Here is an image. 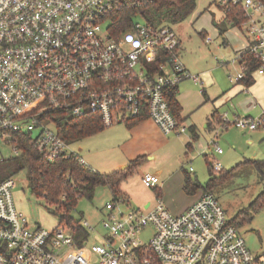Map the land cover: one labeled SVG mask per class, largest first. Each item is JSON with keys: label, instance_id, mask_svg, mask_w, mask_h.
<instances>
[{"label": "built area", "instance_id": "obj_1", "mask_svg": "<svg viewBox=\"0 0 264 264\" xmlns=\"http://www.w3.org/2000/svg\"><path fill=\"white\" fill-rule=\"evenodd\" d=\"M152 1L0 0V144H10L19 155L21 133L47 160L75 156L95 172L59 133L52 112L98 114L108 127L135 119L145 109L164 134L185 132L166 89L187 78L202 80L184 64L174 27L150 24L137 11L128 29L111 30L122 4L139 10ZM216 3L244 11L247 50L260 62L253 75L264 76V18L248 12L260 11L264 2ZM240 65L242 71L232 80L246 76L245 64ZM221 116L226 127H264V115L236 116L232 122ZM10 158L0 155V162ZM212 167L219 171L222 164L217 160ZM143 181L156 187L160 176L145 173ZM15 185L13 175L0 178V264H264V252L251 251L212 192L181 213L162 202L140 209L128 198L113 197L105 204L101 227L84 219L87 233L78 238L59 224L32 226L17 206ZM147 230L152 233L145 242L140 235Z\"/></svg>", "mask_w": 264, "mask_h": 264}, {"label": "rangeland", "instance_id": "obj_2", "mask_svg": "<svg viewBox=\"0 0 264 264\" xmlns=\"http://www.w3.org/2000/svg\"><path fill=\"white\" fill-rule=\"evenodd\" d=\"M248 12H254L255 16L262 14L264 18V8L260 11L250 9ZM223 19L224 11L216 0H198L193 14L186 21L173 26L182 36L183 62L191 74L198 75L202 80V83H196L192 78H187L179 83V91L185 92L183 112L189 117L187 125L190 122L196 124L199 135L197 139H194L193 132L188 127L184 133L169 136L148 130L149 136L146 137L144 131L132 132L124 123H116L69 143L73 150L101 173L114 170L116 167L113 164L117 161L127 165L133 158L142 159L141 154L155 155V159L145 155L141 165L145 167H140L141 173L132 172L122 184V188L129 193L131 204L141 209H144L141 197L151 200L153 204L157 202L153 187L144 183L142 173L161 168V181L166 174L171 175V188L167 195L169 205L172 208L182 207L188 196L183 184L185 175L188 173L193 180L205 184L210 178L209 162L218 160L222 169L213 171L214 175L220 178L227 173L228 176L216 182L211 192L219 199L228 219L237 226L251 251L263 253L264 201L260 202L258 199L264 192V127L251 131L240 129L232 123L226 127L222 125L221 115L229 122L234 121L238 115L255 118L262 115L264 100L260 99L259 93L264 92V82L257 79L249 88L239 83V91L233 94L235 96L231 100L223 104L218 101L224 92L231 91L232 86L238 83V80H232L242 71L237 53L248 45L247 33L239 26L226 22L227 30L221 32L217 23ZM136 20L143 21V18L138 16ZM204 90L210 98L206 102ZM214 109L218 113L214 114L209 128L205 122ZM250 137L254 142L249 141ZM148 138L155 142V145L151 143L152 149H149L150 143L146 145L145 139ZM188 142L191 143L190 147L187 146ZM217 147L222 148L223 152L218 153ZM0 150V155L11 158L16 156L10 144H0ZM138 155L141 156L137 157ZM13 176L16 179L13 192L17 206L27 216L30 224L47 229L56 227L58 217L51 212L43 197L31 191L27 171L23 169ZM175 179L182 181L179 190ZM204 192L206 191L203 190ZM111 199L110 188L99 186L91 199L82 197L79 200L75 215L80 217L81 222L87 219L96 228H100V221L106 212L105 204ZM95 231L97 234L96 229ZM151 233V230H147L140 236L147 242Z\"/></svg>", "mask_w": 264, "mask_h": 264}, {"label": "trees", "instance_id": "obj_3", "mask_svg": "<svg viewBox=\"0 0 264 264\" xmlns=\"http://www.w3.org/2000/svg\"><path fill=\"white\" fill-rule=\"evenodd\" d=\"M262 1L264 2V0ZM197 2L198 0H153L139 10L128 9L125 4H122L121 8L113 15L111 30L117 34L128 29L132 25V20L137 11L150 24L174 26L186 21L193 14L197 7ZM222 9L224 11V19L217 23L221 28V32L227 30V23L232 26L242 27L246 16L240 7L230 5L222 7ZM240 63L246 66V76L241 81L245 85L250 86L255 82L253 73L259 67L260 62L249 50H246L240 57ZM177 92L178 88L176 86L169 87L166 89L165 96L172 112L179 123L182 124V106L177 100ZM52 115L55 119L57 130L68 142L90 136L106 127L98 114L90 113L83 117H73L62 111H57L52 112ZM147 118H149V114L144 109L138 117L124 121V123L132 127ZM193 137L197 139L199 136L194 133ZM17 142L21 148V153L0 162V178L9 177L25 169L31 191L37 196L43 197L51 212L58 217V224L72 229L78 238L83 237L87 233L80 221V217L75 215L79 200L82 197L91 199L95 194L96 188L102 185L110 188L113 197L127 199V196L121 190V183L135 171L143 159L136 158L130 161L127 169L122 171L114 170L109 173L93 172L81 164L75 156H62L55 161L47 160L43 154L35 149L31 139L21 133L18 135ZM213 171L215 170L210 161V178L205 184L193 180L190 175H187L185 190L194 192L198 188H203L204 191L211 192L216 182L228 176L226 173L221 175L220 178H216ZM259 200H261L260 202L264 201V192L259 196Z\"/></svg>", "mask_w": 264, "mask_h": 264}, {"label": "crops", "instance_id": "obj_4", "mask_svg": "<svg viewBox=\"0 0 264 264\" xmlns=\"http://www.w3.org/2000/svg\"><path fill=\"white\" fill-rule=\"evenodd\" d=\"M241 29H243L242 27H240ZM180 34V33H179ZM202 35L203 36H205V33L203 34L202 33ZM179 37H180V35H179ZM180 43H181V46H180V50H181V55H182V50H183V44H182V36L180 37ZM247 46L245 47V49H243V50H241V51H239V53H237V59L239 60V64H240V57H241V55H242V53L244 52V51H246L247 50ZM182 58H183V56H182ZM185 64V63H184ZM187 67V66H186ZM188 68V67H187ZM258 76V77H257ZM254 78H255V82L252 84V85H254L256 82H257V79L258 80H261V81H263L264 82V76H260V75H255L254 76ZM239 83H243L241 80H239L238 81V83L237 84H234L233 86H232V88H231V91H228V92H224V94H223V96H221L219 99H218V101H220V103L221 104H223L225 101H229V100H231L234 96H233V94H236L239 90H238V86L240 85ZM244 84V83H243ZM245 85V84H244ZM247 88H249V85H245ZM179 85L177 86V88H178V92H177V100L179 101V103L181 104V106H182V112H181V115H182V117H183V125L184 126H186V127H188V128H190L191 130H192V132H193V135H194V133H197V126H196V124H194V123H192V122H190V123H188L189 125H187V119L189 118L188 117V115H186V114H184V112H183V107L185 106V92H180L179 91ZM257 89H255V91H256ZM203 95H204V101L206 102V101H209L210 100V98H209V96H208V94H207V92L204 90L203 91ZM259 95H260V99L261 100H264V92H262V93H259ZM264 104V103H263ZM263 104H261V106L263 107ZM263 112H262V115H264V107H263ZM215 113H218V110H213V112L211 113V115H210V117L208 118V121L207 122H205V125L207 126V127H209L210 128V125H211V121L213 120V114H215ZM211 116H212V118H211ZM239 116V115H238ZM120 123H124V122H120ZM127 127H129V129L132 131V132H141V131H144L145 132V134H146V137H148L149 136V133L147 132L148 130H152V131H157V132H162L160 129H159V127L150 119V118H147V119H144L142 122H140V123H138V124H136V125H134V126H132V127H130V126H128L126 123H124ZM213 124V123H212ZM114 126V125H113ZM214 128V127H213ZM213 128H211V129H213ZM240 128V127H239ZM240 129H244V130H250L251 131V129H246V128H240ZM253 130H256V129H253ZM163 133V132H162ZM182 133H184V132H182ZM164 134V133H163ZM170 134H181V133H179L178 131H173V132H171V133H169V134H164V135H170ZM198 134V133H197ZM199 136V135H198ZM145 141L147 142V144L146 145H148L149 143V149H152V145H151V143L153 144V145H155V142L153 141V139L152 138H148V139H145ZM249 141L250 142H254V139L252 138V137H250V139H249ZM187 146H191V143L190 142H188L187 143ZM148 152V151H147ZM142 155V156H141ZM141 155H138L137 157H139V156H141V157H143V160H144V157H145V155H147V156H149V158H151V159H155L156 157H155V155H151V154H141ZM206 156H207V154H206ZM83 157V156H82ZM134 159V158H133ZM133 159H131V160H133ZM91 165V164H90ZM113 165H115L114 167H116L114 170H125V169H127V167H128V165L129 164H127V165H124L123 164V162H119V161H117V162H115ZM141 165H143V162L142 163H140L137 167H136V169H135V171L134 172H140L141 173V171H140V167H141ZM143 167H145V165L143 166ZM143 167H141V168H143ZM114 170H112V171H114ZM98 171V170H97ZM161 171H162V169L161 168H158V171L156 170V171H153V172H145V173H154V174H158L159 176H160V183H159V185L158 186H156V187H153V192H154V195H155V198H156V200H157V202H162V203H164L173 213H181V212H183L189 205H191L194 201H196L202 194H203V188H198V189H196L194 192H187L186 190V192L188 193V196H187V202H186V204L184 205V206H182V207H178V206H174V208H172V206L171 205H169V200L167 199V195H168V193H169V190H170V185H171V183H170V181H171V175L169 176V174L167 175L166 174V176H165V179L164 180H162L161 181ZM145 173H142V174H145ZM187 175H190V174H186L185 175V180H186V177H187ZM179 179H175L174 180V182L176 183L175 185H176V187H177V189L179 190L180 189V185H181V183H182V181H178ZM125 181V180H124ZM123 181V182H124ZM123 182L121 183V190H122V192L127 196V198L129 199V204H130V206H133V207H136V208H140V207H138V206H136V205H132L131 204V201H130V198H129V193L125 190V189H123L122 188V184H123ZM183 184H184V186H185V183H184V180H183ZM185 189V188H184ZM112 198H113V193H112ZM141 202H142V204H143V208L144 209H147V208H149V207H152L153 205H155L156 203H152L151 202V200H146V199H144L143 197H141ZM174 209V210H176V211H173L172 209ZM141 209V208H140ZM243 236V235H242ZM264 252V251H263ZM257 254H261L262 252H256Z\"/></svg>", "mask_w": 264, "mask_h": 264}]
</instances>
